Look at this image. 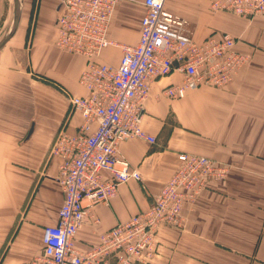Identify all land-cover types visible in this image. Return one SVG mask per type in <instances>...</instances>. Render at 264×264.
Instances as JSON below:
<instances>
[{
  "label": "crops",
  "instance_id": "1",
  "mask_svg": "<svg viewBox=\"0 0 264 264\" xmlns=\"http://www.w3.org/2000/svg\"><path fill=\"white\" fill-rule=\"evenodd\" d=\"M62 1L23 0L24 30L0 52V264L42 252L43 229L57 224L64 199L51 151L59 133L76 134L83 124L69 98L86 94L79 83L86 61L55 43ZM213 1L166 0V9L189 22L197 42L230 35L246 61L224 86H202L179 100L163 91L181 83V73L152 83L141 126L155 143L130 139L118 148L141 179L120 185L109 205L91 208L97 222L78 231V252L150 209L179 166L177 153L187 152L212 158L228 174L184 206L183 228L158 231L157 252L144 264H264V16L214 11ZM145 11L144 0H119L108 32L114 44L100 62L119 65L122 46L138 43ZM12 17L13 0H0V31ZM106 260L117 264L114 254Z\"/></svg>",
  "mask_w": 264,
  "mask_h": 264
},
{
  "label": "built area",
  "instance_id": "2",
  "mask_svg": "<svg viewBox=\"0 0 264 264\" xmlns=\"http://www.w3.org/2000/svg\"><path fill=\"white\" fill-rule=\"evenodd\" d=\"M119 0H63L56 20V46L85 59L79 83L83 96H71L83 124L76 134H58L52 157L59 159L58 183L64 199L55 225L45 226L42 252L23 264H117L148 263L157 252L156 236L163 227L181 229L182 210L194 203L211 181L225 179L228 168L212 158L177 153L179 166L157 194L147 211L119 223L100 238L86 254L74 241L78 231L95 220L91 208L109 205L120 185L141 175L118 156L119 145L130 139L155 143L141 126L143 102L152 83L173 72L183 81L164 88L171 100L183 99L202 86L222 87L246 61L235 52L230 35L195 41L189 22L166 9V0H144L138 43L122 46L117 67L99 61L113 45L108 32ZM214 11L243 19L264 16V0H214ZM103 174L108 179H103ZM89 201L90 205H85Z\"/></svg>",
  "mask_w": 264,
  "mask_h": 264
},
{
  "label": "water",
  "instance_id": "3",
  "mask_svg": "<svg viewBox=\"0 0 264 264\" xmlns=\"http://www.w3.org/2000/svg\"><path fill=\"white\" fill-rule=\"evenodd\" d=\"M22 7L23 0H13V17L12 23L4 35V37L0 40V52L5 47V45L16 35L17 30L19 28L22 16Z\"/></svg>",
  "mask_w": 264,
  "mask_h": 264
},
{
  "label": "rangeland",
  "instance_id": "4",
  "mask_svg": "<svg viewBox=\"0 0 264 264\" xmlns=\"http://www.w3.org/2000/svg\"><path fill=\"white\" fill-rule=\"evenodd\" d=\"M225 13V12H223ZM25 11L23 12V20L21 21L20 23V26H19V32H18V35H21L23 30H24V24H25V20H24V15H25ZM229 14V13H228ZM9 27H5L2 31H0V40L4 37V35L7 33Z\"/></svg>",
  "mask_w": 264,
  "mask_h": 264
}]
</instances>
